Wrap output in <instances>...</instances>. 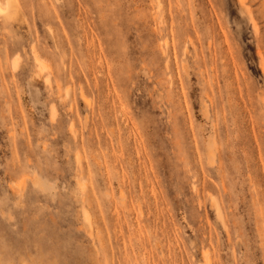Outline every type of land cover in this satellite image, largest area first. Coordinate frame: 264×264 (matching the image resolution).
<instances>
[{
	"label": "rangeland",
	"instance_id": "374dc122",
	"mask_svg": "<svg viewBox=\"0 0 264 264\" xmlns=\"http://www.w3.org/2000/svg\"><path fill=\"white\" fill-rule=\"evenodd\" d=\"M0 264H264V0H0Z\"/></svg>",
	"mask_w": 264,
	"mask_h": 264
},
{
	"label": "bare ground",
	"instance_id": "6f19581e",
	"mask_svg": "<svg viewBox=\"0 0 264 264\" xmlns=\"http://www.w3.org/2000/svg\"><path fill=\"white\" fill-rule=\"evenodd\" d=\"M7 15V14H6ZM37 59V58H36ZM214 145L211 143V141L208 143V148L207 149H209V148H211L212 149V147H213ZM217 148V147H216ZM212 151V150H211ZM215 151V150H214ZM208 152H210V150L208 151ZM210 156L213 154V156H211V157H209V155L207 156L208 158H212V157H214V153H208ZM213 159V158H212ZM208 161H211V159L210 160H208ZM212 162V161H211ZM213 163V162H212ZM216 200V199H215ZM214 208H215V210H216V215H217V217L219 218V219H222V214H221V210H220V207L218 206L219 204H217V202L215 201L214 202Z\"/></svg>",
	"mask_w": 264,
	"mask_h": 264
}]
</instances>
